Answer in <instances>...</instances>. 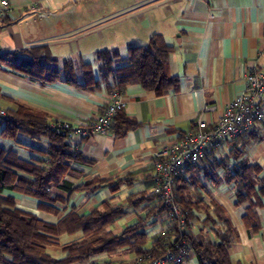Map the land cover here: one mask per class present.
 <instances>
[{"label": "crops", "instance_id": "0c3cea01", "mask_svg": "<svg viewBox=\"0 0 264 264\" xmlns=\"http://www.w3.org/2000/svg\"><path fill=\"white\" fill-rule=\"evenodd\" d=\"M10 11L0 17V53L48 45L62 68L68 59L78 67L77 82L64 78L41 84L0 61V110L19 104L46 113L50 122L84 123L95 119L110 100L108 83L101 72L98 51L118 50L125 59L132 46H147L154 35H160L172 47L169 72L179 77L178 89L164 95L130 83L124 91L125 113L138 124L122 135L114 130L95 133L80 140L78 149L92 164H75L86 177L100 176L120 181L116 187L99 191L74 192L68 202L79 213L92 211L109 199L126 205L125 214L111 225L115 233L137 223L152 207L141 198L150 194L154 153L191 129L202 117L216 120L226 105L243 89L252 67L264 68V0H10ZM88 65L92 77L84 75ZM97 80L99 81L98 86ZM207 105L214 108L205 111ZM28 145L46 150L48 139L21 136ZM0 145L13 149L24 160L38 157V152L0 137ZM238 156L261 167L264 177V122L239 139L226 141L224 147L209 153L198 166L184 175L188 190L194 189L199 203L194 206L199 221L194 232L201 239L216 240L222 225L203 219L217 218L216 205L232 220L236 238L230 244L234 264H264V196L258 215L261 228L250 231L243 216L249 203L236 205V187L225 176L227 168L236 165ZM193 191V192H194ZM16 197L18 207L55 223L58 215L39 210V200L6 190ZM130 196L132 200H130ZM140 200L136 203V200ZM135 202V203H134ZM166 214H151L146 222L147 245L153 237L165 233ZM82 233L62 235L64 243ZM51 253L62 257L59 246ZM137 253L129 248L113 254H100L75 264H131ZM185 264H198L194 253Z\"/></svg>", "mask_w": 264, "mask_h": 264}, {"label": "trees", "instance_id": "16d2710c", "mask_svg": "<svg viewBox=\"0 0 264 264\" xmlns=\"http://www.w3.org/2000/svg\"><path fill=\"white\" fill-rule=\"evenodd\" d=\"M172 47L167 45L160 35H154L147 46H132L124 59L118 50L98 51L101 72L105 78H112L108 91H125L132 82L140 83L144 88L164 95L178 89L179 77L169 72V56ZM8 62L10 68L22 72L41 84L64 78L67 82H77L78 67L74 60L68 59L61 68L48 45H36L15 51L0 53V61ZM84 75L93 76L88 65H83ZM99 81L97 80L98 86ZM138 122L121 110L115 117L112 130L122 135L135 128ZM21 136L32 139L46 137V150L28 145ZM0 137L31 147L38 152L32 160L20 158L13 149L0 145V264H75L100 254L117 253L129 248L137 255L162 257L168 249H174L176 243L186 240L184 246L188 254L194 253L198 264H234L230 254V244L236 238V228L232 220L216 205L217 218L208 215L204 220L222 227L216 231V240L201 239L194 232V223L199 221L194 206L199 203V195L188 190L184 184V175L175 178V199L186 212V232L180 239L176 223L164 233L153 237L147 245L146 222L151 214H166L167 205L152 194L142 196L151 201L152 207L137 223L129 225L122 232L115 233L110 228L126 212V205L114 204L105 200L100 207L92 211L79 213L68 202L71 195L78 192L93 194L105 186L116 187L122 184L100 176L81 181L87 175L75 164H92L74 145L69 136L59 126L50 125L48 115L29 106L19 104L17 108L6 110L0 120ZM86 138V137H85ZM240 138V137H239ZM236 138V139H239ZM238 149L235 153L236 165L228 167L225 176L233 180L237 197L236 205L248 202L243 216L250 231L261 228L258 210L263 206L264 177L260 178L261 167L241 159ZM196 164L195 166H198ZM195 166L190 167L187 173ZM6 190L21 193L39 200L38 209L58 215L55 223L41 219L37 214L24 210L17 205L14 195ZM133 197V196H132ZM130 196V200H132ZM136 200L139 203L140 200ZM135 203V202H134ZM201 222V220H200ZM81 232L79 238L61 243L62 235H74ZM51 246H59L62 257L51 253ZM177 250V249H175ZM185 255V264L188 259Z\"/></svg>", "mask_w": 264, "mask_h": 264}, {"label": "built area", "instance_id": "2783aa9c", "mask_svg": "<svg viewBox=\"0 0 264 264\" xmlns=\"http://www.w3.org/2000/svg\"><path fill=\"white\" fill-rule=\"evenodd\" d=\"M11 9L10 0H0V17ZM261 53L264 55V47ZM124 91L114 90L102 112L93 120L84 123L70 121L50 122L61 127L71 142L78 146L81 139L95 133L107 134L112 130L116 115L125 110ZM214 107L207 105L205 111ZM6 110H0V120ZM264 122V68L252 67L246 74L244 89L230 101L216 120L200 117L194 126L172 142L163 145L154 153L153 178L150 194L157 196L167 205V227L176 223L178 237L186 232V212L175 199L174 182L179 175L200 163L209 153L221 150L226 141L248 134L258 124ZM186 240L176 243L162 257L137 255L131 264H181L185 262ZM177 249V250H175Z\"/></svg>", "mask_w": 264, "mask_h": 264}, {"label": "rangeland", "instance_id": "374dc122", "mask_svg": "<svg viewBox=\"0 0 264 264\" xmlns=\"http://www.w3.org/2000/svg\"><path fill=\"white\" fill-rule=\"evenodd\" d=\"M193 191H194V189L191 190V192H193ZM194 193H196V192L194 191ZM131 263H132V262H131Z\"/></svg>", "mask_w": 264, "mask_h": 264}]
</instances>
